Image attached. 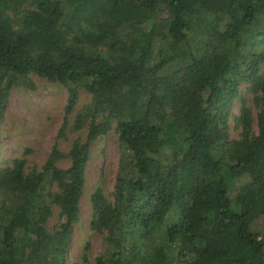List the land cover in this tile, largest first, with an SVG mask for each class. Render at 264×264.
Returning a JSON list of instances; mask_svg holds the SVG:
<instances>
[{
    "label": "trees",
    "instance_id": "16d2710c",
    "mask_svg": "<svg viewBox=\"0 0 264 264\" xmlns=\"http://www.w3.org/2000/svg\"><path fill=\"white\" fill-rule=\"evenodd\" d=\"M33 77L67 89L59 138H85L0 168V264L67 263L93 144L112 131V200L90 199L96 264H264V0H0V122Z\"/></svg>",
    "mask_w": 264,
    "mask_h": 264
},
{
    "label": "rangeland",
    "instance_id": "374dc122",
    "mask_svg": "<svg viewBox=\"0 0 264 264\" xmlns=\"http://www.w3.org/2000/svg\"><path fill=\"white\" fill-rule=\"evenodd\" d=\"M37 89L31 91L25 88L12 90L7 106L0 122V168L11 165L14 159L26 158L27 166H42L48 159L53 147L57 145L61 151L68 153L73 140L85 138V132L78 134L70 131L59 138L65 121L68 93L67 89L39 77H33ZM189 90L193 100L199 101L201 95L198 88L184 86ZM241 97L246 100V106L253 114V134H258V107L246 86L241 87ZM91 98L84 91L80 94L79 105L70 117V122L76 113L87 105ZM242 99L234 102L232 107L230 138L238 139L239 131L233 129L234 117L239 115ZM28 151V152H27ZM27 155H24L25 153ZM120 161L119 136L111 132L93 144L91 156L86 169L84 195L80 204V219L75 224L66 264H82L84 256L86 264H96V259L103 250L104 235L92 230V210L90 199L92 194L101 189L104 196L112 200ZM68 161L60 163L67 168ZM59 211L55 210L50 220V228L59 222ZM180 213V210H178ZM259 229L264 231V218L259 221Z\"/></svg>",
    "mask_w": 264,
    "mask_h": 264
}]
</instances>
